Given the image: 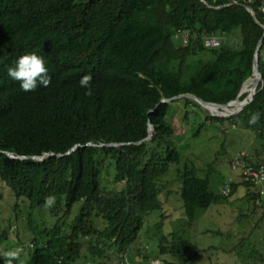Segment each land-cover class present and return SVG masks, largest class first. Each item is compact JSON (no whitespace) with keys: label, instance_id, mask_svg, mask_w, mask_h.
I'll list each match as a JSON object with an SVG mask.
<instances>
[{"label":"trees","instance_id":"trees-1","mask_svg":"<svg viewBox=\"0 0 264 264\" xmlns=\"http://www.w3.org/2000/svg\"><path fill=\"white\" fill-rule=\"evenodd\" d=\"M262 26L264 0H0V189L4 185L25 197L31 213L50 195L55 197L51 210L63 209L49 234H39L48 240L41 247L33 241L32 252L19 256L18 264H59V258L60 264H81L82 257L95 264L109 251L120 259L138 252L144 219L162 209L159 183L176 165L188 225L196 209L226 202L239 184L227 182L216 194L210 192L208 177H197L192 162L182 160L172 120L180 116L183 122L191 111L195 120L202 119L199 128L226 123L223 132L247 130L260 145L264 38L261 79L253 100L239 113L224 119L208 116L187 98L160 101L184 94L219 105L235 100L252 80ZM235 31L240 39L231 48L228 37ZM211 33L222 36L218 49L203 47V37ZM182 34H188L186 43ZM33 52L43 57L50 83L25 92L6 69ZM203 52L210 56L205 62H192ZM85 74L91 76L87 90L78 83ZM255 112L260 119L250 125ZM148 123L152 135L140 143L147 138ZM7 153L26 159L11 160ZM44 154L50 156L42 162L31 159ZM257 164L264 170V160L252 165ZM263 183L241 178V199L252 211L262 208ZM27 225L32 227L28 218ZM141 247L145 262L170 255L176 262L163 264H194L187 244L168 251L159 242L156 255Z\"/></svg>","mask_w":264,"mask_h":264},{"label":"rangeland","instance_id":"rangeland-1","mask_svg":"<svg viewBox=\"0 0 264 264\" xmlns=\"http://www.w3.org/2000/svg\"><path fill=\"white\" fill-rule=\"evenodd\" d=\"M239 39L240 35L235 31L234 35L228 37L229 46L235 48ZM209 57L205 52L198 53L192 62H205ZM248 80L243 85L246 93L242 97L248 94L251 84ZM178 110L181 115L184 114L183 108ZM204 111L211 117L223 113L221 110H210L211 113ZM189 115V119L183 122L180 116L172 120L174 142L181 152L182 160L188 158L187 161L192 162L197 169V177H208V189L214 194L227 182L239 185L226 202L213 203L204 210L196 209L194 221L188 225L178 194L180 187L177 170L181 167H171L159 183V186H164L159 194L162 209L151 212L144 219L139 235L142 245H139L138 252L120 259L119 255L109 251V255L105 256L107 259L96 258L95 264H143L145 261L141 260V246L147 247V253L156 255L159 242L168 251L173 245H189L188 255L194 264H264V195L261 197L262 208L252 211L246 200L241 199L245 192L241 185V174L230 168L232 158L234 160L241 155L248 157L252 163H261L264 160V140L259 145L252 132L238 128L229 134V131L223 132L226 123L199 128L202 119L199 117L195 120V114L191 111ZM186 123L188 127L184 125ZM196 129H200L199 133L193 136ZM262 189L264 191V183ZM62 212L63 209L53 212L51 208L43 206L31 213L27 199L16 197L3 185L0 189V237H6L0 242V252L3 254L10 250H19L21 258L27 257L28 251L32 252L33 241L36 240L38 246H42L48 240L47 236L41 238L40 235L49 234L54 219L62 216ZM243 215L246 216L242 217ZM27 218L32 221L31 228L27 225ZM9 229L12 230L11 234ZM88 242L89 240L84 242L86 247ZM155 259L176 262L170 255L168 259L166 255L157 256ZM84 260L85 257H82L81 264H89Z\"/></svg>","mask_w":264,"mask_h":264},{"label":"clouds","instance_id":"clouds-1","mask_svg":"<svg viewBox=\"0 0 264 264\" xmlns=\"http://www.w3.org/2000/svg\"><path fill=\"white\" fill-rule=\"evenodd\" d=\"M6 73H7V76L12 81H18L19 82V88L25 92L35 90L38 85L41 87H47L48 84L50 83V77L48 76V69L45 67L43 57L38 56L34 52L33 53H26V54L18 56L16 61H15L14 66L8 67L6 69ZM90 80H91V76L89 74L83 75L78 81L79 86L81 88L86 89V90L89 89ZM85 94L89 95L90 92L86 91ZM231 109L227 110L226 114H229L230 112H232V111H230ZM233 112H235V110H233ZM222 114H225V113H222ZM259 119H260V114L258 112L252 113L250 115L248 123L250 125L255 124V123H257V121ZM16 159H18V157ZM54 204H55V197L54 196L50 195L44 199V206L45 207L50 208ZM9 230H10V234H11L12 230L11 229H9ZM32 250H33V248H32ZM0 259L3 260L4 264H14V262H15V264H18L19 250H10V251L4 252L3 254H0ZM60 260H61V258H59L57 261L59 264H60ZM155 261H159V260H155ZM159 262L162 263V261H159ZM146 263L147 262H145L143 264H146Z\"/></svg>","mask_w":264,"mask_h":264},{"label":"water","instance_id":"water-1","mask_svg":"<svg viewBox=\"0 0 264 264\" xmlns=\"http://www.w3.org/2000/svg\"><path fill=\"white\" fill-rule=\"evenodd\" d=\"M209 8H212V7H209ZM215 9V8H214ZM220 8H216V10H218ZM247 11L251 14V16L253 17L255 23L257 25L258 22L255 20L254 18V14L252 12V10L250 8H247ZM263 30H264V26H262ZM264 38V32H263V36L262 38L260 39V41L258 42V45L256 47V51L254 53V56H253V63H252V75L256 77V83L258 85L260 79H261V75L259 73V69H258V57H259V48H260V45H261V42H262V39ZM245 84V83H244ZM243 84V85H244ZM257 85H256V88H255V92L252 93L251 97L248 98L247 100L246 97H244L242 100H239L240 97L243 95L242 94V89L240 90L237 98L235 100H233L232 102L230 103H227V104H224V105H219V104H212V103H207V102H204L202 101L200 98L194 96V95H191V94H184V95H180L178 97H174V98H171V99H168V100H162L160 101V103H169L171 102L172 100L176 99V98H187V99H190L192 101H194L195 103H197L201 108H203L204 110H207L208 112H210V110H208L207 108L208 107H215V108H218V109H223V110H226L228 108H232L230 106L231 103H234V102H237L239 103L240 107L239 108H234L235 112H230L229 114H218V115H212V116H215V117H222V118H226V117H230L232 115H235L237 113H239L241 111V109L243 107H245L246 105H248L254 98V95L256 93V90H257ZM243 87V86H242ZM207 107V108H206ZM211 113V112H210ZM152 131H153V127L150 123H148V129H147V138H145L144 140L140 141V143L144 142V141H147L151 135H152ZM139 143V144H140ZM90 145V144H89ZM107 146H113V147H118V146H121V145H117V144H110V145H107ZM75 148H72L69 152L66 153V155H68L69 153L73 152ZM7 156L10 158V159H16L17 157H14L13 155L7 153ZM47 156H50L49 154H44L40 157H32L33 160L37 161V162H42ZM58 158L62 157V155H57ZM26 157H18V159H25Z\"/></svg>","mask_w":264,"mask_h":264},{"label":"built area","instance_id":"built-area-1","mask_svg":"<svg viewBox=\"0 0 264 264\" xmlns=\"http://www.w3.org/2000/svg\"><path fill=\"white\" fill-rule=\"evenodd\" d=\"M188 34H182L181 38L186 43ZM222 36H216L211 33L203 37V47L206 49H218L221 45ZM264 58V55H263ZM253 163L243 155L238 156L232 159L230 162V168L232 170H238L241 174V178H244V181L254 182L256 185L264 182V170L263 166L257 164L252 165ZM146 264H162L159 261H149Z\"/></svg>","mask_w":264,"mask_h":264},{"label":"bare ground","instance_id":"bare-ground-1","mask_svg":"<svg viewBox=\"0 0 264 264\" xmlns=\"http://www.w3.org/2000/svg\"><path fill=\"white\" fill-rule=\"evenodd\" d=\"M257 79H256V77L255 76H253L252 75V80H251V84H250V86H249V88H248V90H247V92H248V94H247V96H246V99L245 100H247L248 98H250L251 97V95H252V93L253 92H255V88H256V85H257V81H256ZM250 81V79L248 80V82ZM242 94H243V89H242ZM234 103H236V102H234ZM234 103H231L230 104V106L232 107L233 106V104ZM240 107V105H239V103L238 104H236L234 107H232L233 108V110H234V108H239ZM207 108V107H206ZM207 109H210V110H217V111H222L223 113H225L227 110H229V109H231V108H228V109H226V110H223V109H218V108H215V107H208ZM233 110H231L232 112H233ZM227 113V112H226ZM225 113V114H226Z\"/></svg>","mask_w":264,"mask_h":264}]
</instances>
